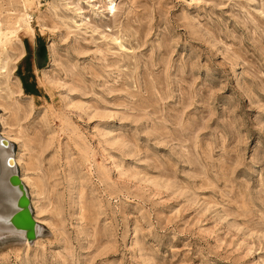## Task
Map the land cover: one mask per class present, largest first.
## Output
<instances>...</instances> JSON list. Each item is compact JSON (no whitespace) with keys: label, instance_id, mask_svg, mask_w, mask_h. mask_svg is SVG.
I'll return each instance as SVG.
<instances>
[{"label":"rangeland","instance_id":"rangeland-1","mask_svg":"<svg viewBox=\"0 0 264 264\" xmlns=\"http://www.w3.org/2000/svg\"><path fill=\"white\" fill-rule=\"evenodd\" d=\"M0 137V264H264V0H0Z\"/></svg>","mask_w":264,"mask_h":264},{"label":"bare ground","instance_id":"bare-ground-1","mask_svg":"<svg viewBox=\"0 0 264 264\" xmlns=\"http://www.w3.org/2000/svg\"><path fill=\"white\" fill-rule=\"evenodd\" d=\"M26 201L27 194L16 176L9 142L0 137V235L21 237L38 231Z\"/></svg>","mask_w":264,"mask_h":264},{"label":"water","instance_id":"water-1","mask_svg":"<svg viewBox=\"0 0 264 264\" xmlns=\"http://www.w3.org/2000/svg\"><path fill=\"white\" fill-rule=\"evenodd\" d=\"M26 200V199H25Z\"/></svg>","mask_w":264,"mask_h":264}]
</instances>
